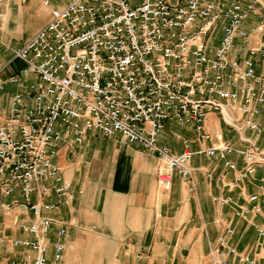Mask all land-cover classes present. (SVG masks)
<instances>
[{
  "label": "built area",
  "instance_id": "built-area-1",
  "mask_svg": "<svg viewBox=\"0 0 264 264\" xmlns=\"http://www.w3.org/2000/svg\"><path fill=\"white\" fill-rule=\"evenodd\" d=\"M50 5L53 0H42ZM260 0H64L51 8L48 22L13 52L24 63L18 73L4 79L0 69V93L8 81L19 86L10 108H0V206L32 211V223L20 227L33 239L11 238L15 246L33 251L21 259L0 255V264H60L65 244L58 241L49 258V233L53 219L42 215L54 204L34 201L51 180L57 194L69 198L55 159L64 145L81 143L88 130L105 136L120 134L158 159L159 184L170 189L174 174L194 190L193 150L184 140L181 153L162 144L159 135L172 121L191 126L200 139L216 137L205 153L238 165L229 155L238 153L242 166L234 187L264 169V148H237L222 140L219 131L207 129L211 112H220L238 133L264 131L257 116L264 114V11ZM252 15L256 24L245 26ZM2 26L0 25V31ZM260 35L250 46L252 35ZM237 40L245 55L231 57ZM236 110L235 116L230 110ZM229 117V119L227 118ZM176 134L175 132H173ZM250 141L248 138H243ZM211 172L208 173L210 177ZM19 187L22 199L7 201ZM264 195V185L260 186ZM243 196L241 191L240 196ZM259 194L249 196L251 202ZM221 205L235 204V214L246 218L262 207L240 204L228 195ZM227 227L217 237L209 255L213 264H264L252 248L238 249ZM57 234H68L62 225ZM258 243L264 246V227H257Z\"/></svg>",
  "mask_w": 264,
  "mask_h": 264
},
{
  "label": "crops",
  "instance_id": "crops-1",
  "mask_svg": "<svg viewBox=\"0 0 264 264\" xmlns=\"http://www.w3.org/2000/svg\"><path fill=\"white\" fill-rule=\"evenodd\" d=\"M62 2L53 0L47 5L42 0H0V69L4 79H10L24 65L12 59L14 50L40 30L48 22L52 6ZM259 10L264 11V0H260ZM257 19V15H252L245 26H254ZM259 42L260 35L254 33L249 45L257 46ZM246 48L237 40L231 57L241 59ZM257 72L264 75V62L260 60ZM18 90L17 83L5 84L0 93L1 109L10 108ZM229 110L240 116L238 111ZM257 121L264 127V114L258 115ZM207 129L211 133L219 131L222 140L237 148H264V131L245 129L240 135L220 112L209 114ZM185 139L190 140L193 150L204 151L191 159L194 190L177 174L171 188H163L154 167L158 165L156 156L128 143L120 134L105 136L88 130L81 143L62 146L55 161L63 181L69 184L71 196H59L51 180L46 181V193L32 195L34 201L55 205L42 210L43 216L53 219L49 258L53 257L55 243L61 241L65 252L60 264H213L211 247L220 233L233 226L236 231L231 242L240 250L252 248V255L264 260V246L258 243L257 234V227H264V195L260 189L264 185V169L257 168L241 181L240 187H234L242 166L240 154L229 155L238 165V169H230L224 159L205 153L219 142L214 136L200 139L193 127L172 121L159 135L160 142L175 153L183 152ZM241 191L243 196L238 198ZM253 194H259L255 202L249 200ZM228 195L249 207L258 203L262 211L238 217L235 204L219 203L220 197ZM13 199H22L19 187L6 200ZM35 219L32 211L16 207L5 210L0 206L1 256L21 259L33 254L29 248L13 245L11 238L33 239L34 235L23 230L20 223ZM62 225L67 226L68 234L59 237L57 231Z\"/></svg>",
  "mask_w": 264,
  "mask_h": 264
},
{
  "label": "rangeland",
  "instance_id": "rangeland-1",
  "mask_svg": "<svg viewBox=\"0 0 264 264\" xmlns=\"http://www.w3.org/2000/svg\"><path fill=\"white\" fill-rule=\"evenodd\" d=\"M252 39V38H251ZM155 167V169H156V173H157V164L154 166ZM210 256V255H209Z\"/></svg>",
  "mask_w": 264,
  "mask_h": 264
},
{
  "label": "bare ground",
  "instance_id": "bare-ground-1",
  "mask_svg": "<svg viewBox=\"0 0 264 264\" xmlns=\"http://www.w3.org/2000/svg\"><path fill=\"white\" fill-rule=\"evenodd\" d=\"M227 118L229 119V117L227 116Z\"/></svg>",
  "mask_w": 264,
  "mask_h": 264
}]
</instances>
